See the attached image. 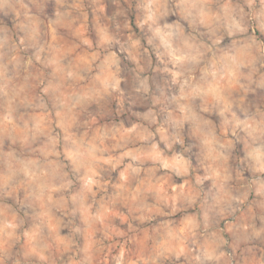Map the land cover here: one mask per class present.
Wrapping results in <instances>:
<instances>
[{
	"label": "clouds",
	"instance_id": "9594fccd",
	"mask_svg": "<svg viewBox=\"0 0 264 264\" xmlns=\"http://www.w3.org/2000/svg\"><path fill=\"white\" fill-rule=\"evenodd\" d=\"M0 264H264V0H0Z\"/></svg>",
	"mask_w": 264,
	"mask_h": 264
}]
</instances>
